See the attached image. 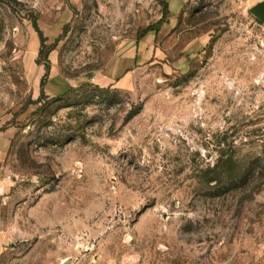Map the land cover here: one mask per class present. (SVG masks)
Instances as JSON below:
<instances>
[{
	"label": "rangeland",
	"instance_id": "rangeland-1",
	"mask_svg": "<svg viewBox=\"0 0 264 264\" xmlns=\"http://www.w3.org/2000/svg\"><path fill=\"white\" fill-rule=\"evenodd\" d=\"M261 1L0 0V264H264Z\"/></svg>",
	"mask_w": 264,
	"mask_h": 264
},
{
	"label": "crops",
	"instance_id": "crops-1",
	"mask_svg": "<svg viewBox=\"0 0 264 264\" xmlns=\"http://www.w3.org/2000/svg\"><path fill=\"white\" fill-rule=\"evenodd\" d=\"M151 37L149 39L151 40H155V36L154 34H150ZM130 50L127 51V55H126V62L124 64V66H116V69H114V66H111L109 69L113 74H117V77L113 78H108L107 77H102L101 78V82L105 83L106 85H111L112 82H115V79H117L118 77H121L122 74L124 72H126V70L128 68H134L136 66L139 65V63L141 62V58H142V53L144 51L143 47H139V44L136 45L134 44L133 48H129ZM125 56V54H124ZM67 85V84H66ZM69 85V84H68ZM69 86H66V88H68ZM9 142V136L6 135H1L0 136V161L3 159L4 154H5V150H6V146L7 143ZM7 181L6 178L2 176L1 172H0V250L2 248V245L5 243V234L4 231L2 229V223H1V211L3 209V204L5 201V192L7 190Z\"/></svg>",
	"mask_w": 264,
	"mask_h": 264
},
{
	"label": "trees",
	"instance_id": "trees-1",
	"mask_svg": "<svg viewBox=\"0 0 264 264\" xmlns=\"http://www.w3.org/2000/svg\"><path fill=\"white\" fill-rule=\"evenodd\" d=\"M167 12H168V7H167V5L165 4V6H164V10H163V13H162L163 17H164V15L167 14ZM34 28H35V30H36V32H37V34H38V37H39V40H40V44H41V50L39 51L38 56H39V57L43 56V57L46 59V64H45V74L43 75V77L41 78L40 83H39V86H40V88H41L40 96H42V94H43V93H42V87H43V86L45 85V83H46V80H47L48 75H49L50 67H49V63L47 62L48 52H46V51L44 52V51H43L44 42H45L46 39L43 37L41 31L37 28L35 22H34Z\"/></svg>",
	"mask_w": 264,
	"mask_h": 264
},
{
	"label": "water",
	"instance_id": "water-1",
	"mask_svg": "<svg viewBox=\"0 0 264 264\" xmlns=\"http://www.w3.org/2000/svg\"><path fill=\"white\" fill-rule=\"evenodd\" d=\"M249 13L254 16L258 21L264 23V1L257 3L250 8Z\"/></svg>",
	"mask_w": 264,
	"mask_h": 264
},
{
	"label": "bare ground",
	"instance_id": "bare-ground-1",
	"mask_svg": "<svg viewBox=\"0 0 264 264\" xmlns=\"http://www.w3.org/2000/svg\"><path fill=\"white\" fill-rule=\"evenodd\" d=\"M262 2V1H261Z\"/></svg>",
	"mask_w": 264,
	"mask_h": 264
}]
</instances>
